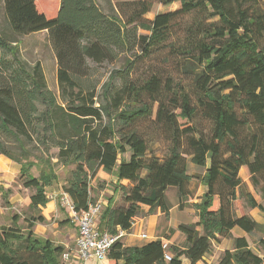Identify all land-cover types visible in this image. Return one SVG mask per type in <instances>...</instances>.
Returning <instances> with one entry per match:
<instances>
[{
  "label": "trees",
  "instance_id": "16d2710c",
  "mask_svg": "<svg viewBox=\"0 0 264 264\" xmlns=\"http://www.w3.org/2000/svg\"><path fill=\"white\" fill-rule=\"evenodd\" d=\"M101 2L107 10L98 0H0V156L18 165L21 186L32 191L23 225L14 217L0 227V264H66L63 245L33 232L45 222L40 211L55 167L71 168L62 191L78 213L96 202L90 183L100 171L115 179L122 203L108 198L99 220V230L113 235L128 234L136 218L168 216L169 188L182 209L190 181L200 178L189 164L203 170L205 192L193 205L198 221L170 230L184 246L168 245L165 261L162 236L140 247L118 240L108 264H204L218 239H231L232 248L216 264H264L245 237L232 235L264 228L245 210L264 212L239 177L245 167L264 198V0H157L179 8L153 20L145 18L150 0ZM40 32L56 60L58 98L40 65L28 68L13 45ZM156 55L165 71L138 75ZM119 61L107 77L95 73ZM258 244L264 252V238Z\"/></svg>",
  "mask_w": 264,
  "mask_h": 264
},
{
  "label": "rangeland",
  "instance_id": "374dc122",
  "mask_svg": "<svg viewBox=\"0 0 264 264\" xmlns=\"http://www.w3.org/2000/svg\"><path fill=\"white\" fill-rule=\"evenodd\" d=\"M152 7L150 13H148L145 18L148 20H153L156 15L173 12L179 8V4L175 3L170 6H162L157 0H150ZM102 4L104 10H107V6L98 0ZM187 19H185L186 21ZM184 25V22H179L173 28L174 35H179L181 29ZM3 28V17L2 10L0 7V29ZM140 33H144L140 31ZM176 38V36H175ZM16 44H13L16 49V54L18 58L28 67L32 68L36 63H38L44 73L46 84L48 89L56 95L58 98L59 91L57 86L56 79V60L54 53L49 45L46 32H40L36 34H31L22 37H16ZM122 61L117 62L116 64H103L101 66L95 67V73L98 76L103 78L107 77L108 72L111 69H118ZM167 64L162 62V59L157 55L153 56L150 59H145L142 63L137 66V74L140 76H145L150 71L154 72H164ZM158 68V69H157ZM172 71V70H170ZM175 80H178L177 76H174ZM156 153L163 152V144H156L154 146ZM54 153V151H52ZM0 227H8L11 225V219L18 217L19 220L17 225H23V219L27 217L30 213L29 207V196L32 194V191L25 189L21 186L19 181V167L12 161L7 158L0 156ZM71 168H65L61 166L55 167L56 180L53 184L46 189L48 196H52V203L49 202L45 208L41 209V215L45 218V222L42 224H36L33 228V232L36 236L40 238H47L52 241L54 244L63 245L66 249L65 253L62 255V260L66 264H70L71 261H66L64 255H74L75 254V240H76V227L69 218L66 209L60 206V193L62 192V186L66 179L68 170ZM188 172L191 175L196 177H202L203 170L192 167L188 165ZM30 174L33 176L37 175L35 169L30 171ZM105 175V176H103ZM239 177L242 179L243 183L246 185L248 192L252 191L251 184L249 182L248 173L239 172ZM200 178H193L190 181L189 197L182 203V209H179L178 199L176 195V190L174 188H169L166 192L167 199L169 201L170 207L174 208L171 218L161 214L162 216L157 223V229L165 227L160 233L156 234V237H171L174 233H170V228L167 227V222L171 224H190L193 220L196 219V211L193 208V205L200 203V197L205 192V188L200 182ZM114 179L107 174L101 172L100 176H97L94 181L90 183L91 186V196L96 202L103 204L109 197L113 199L114 204H121L119 194L113 192V180ZM115 181V179H114ZM127 184V183H126ZM253 194H256L253 191ZM259 197V201L264 208V198H261L260 195L256 194ZM175 206V207H174ZM236 214H240L242 210V205L238 201L235 203ZM246 212L252 209H245ZM259 211V210H258ZM260 213H263L259 211ZM157 213V212H156ZM263 220L264 218L261 217ZM66 220H69L68 224H64ZM262 225V224H261ZM264 226V225H263ZM156 229V230H157ZM240 232V231H238ZM161 234V235H160ZM178 235L180 233L178 232ZM264 238V228L262 232H257L251 236H247V241L251 250L260 255L264 256V252L258 244V240ZM165 240V239H164ZM170 245V244H169ZM172 245L175 247L182 248L184 246V241H182L179 236L174 238ZM232 248V240L229 239H218V242H213L210 252L204 257V264H216L217 260L224 249ZM95 259H91L87 264H96Z\"/></svg>",
  "mask_w": 264,
  "mask_h": 264
},
{
  "label": "built area",
  "instance_id": "2783aa9c",
  "mask_svg": "<svg viewBox=\"0 0 264 264\" xmlns=\"http://www.w3.org/2000/svg\"><path fill=\"white\" fill-rule=\"evenodd\" d=\"M48 198L52 200V196H48ZM60 203L62 207L67 209L69 218L76 227L75 255L80 264H87L91 259L105 261L111 246L116 241L122 240L127 234L125 231L117 230L111 235L99 230L97 221L103 210V204L100 202L90 204L86 211L78 213L73 209V205L67 194L62 191L60 193ZM141 237L146 239L145 235ZM162 249L165 251V261H169L170 255L167 252L168 243L163 242ZM64 259L67 261L69 255H64Z\"/></svg>",
  "mask_w": 264,
  "mask_h": 264
},
{
  "label": "crops",
  "instance_id": "0c3cea01",
  "mask_svg": "<svg viewBox=\"0 0 264 264\" xmlns=\"http://www.w3.org/2000/svg\"><path fill=\"white\" fill-rule=\"evenodd\" d=\"M239 172H243V174L245 172L248 173V171H247V169L245 167H242ZM100 175H101V171L98 173L97 176H100ZM103 176H105V175H103ZM248 176H249V174H248ZM111 180H113L112 181L113 183L115 182L114 179H111ZM250 193L252 194V196L255 199V201L257 203L261 204V202L259 201V197L256 194H253V190ZM50 202L52 203L53 201H50ZM107 203H108V200L103 202V206H106ZM60 206H61V203H60ZM177 206H178V204H177ZM63 208L66 209L65 207H63ZM173 210H174V208L172 207L170 212H169L170 218H171ZM66 212L68 214L67 209H66ZM249 215L257 223L264 225V220L261 218V217L264 218V212L260 213L258 211V209H252V210L249 211ZM68 216H69V214H68ZM161 216L162 215L159 212H157V213H155L153 215H150V216H142V217L136 218L135 221H134V224H133V226H132V228L130 230V232L128 234H126L123 237V239L121 240L123 245L126 246V247H140V246L144 245L145 243H147L149 241L155 240L157 238L156 234L160 233L165 228V227H161V228H159V230L157 229V223L159 222V219H160ZM170 218H169V221L167 222V227L170 228V229H176V227L179 224H176V225L175 224L174 225L171 224ZM99 220H100V217L98 218V221H97L98 227H99ZM197 221H198V218L196 216V219L193 220L190 224H194ZM238 231H240L238 228H235V229L232 230L233 237H245L247 239V235H245L242 231H240V232H238ZM142 235H145L146 239H143L141 237ZM178 236H179V238L182 241H184V236L181 235V234L178 235V232H174V234L171 237H169L168 239L164 240V238H162V237L160 239L163 242L168 243V245L169 244L172 245V242H173L174 238H178ZM229 240H231V239H229ZM224 250H227V249H224ZM224 250H222V252ZM203 260H205V259H203ZM67 261H71L70 264H80V262H79V260H78V258H77V256L75 254L73 256L69 255V259ZM96 262H97L96 264H108V260L107 259L105 261H97L96 260Z\"/></svg>",
  "mask_w": 264,
  "mask_h": 264
}]
</instances>
